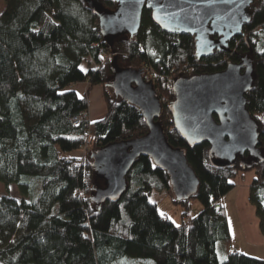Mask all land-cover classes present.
I'll list each match as a JSON object with an SVG mask.
<instances>
[{"label":"trees","instance_id":"obj_1","mask_svg":"<svg viewBox=\"0 0 264 264\" xmlns=\"http://www.w3.org/2000/svg\"><path fill=\"white\" fill-rule=\"evenodd\" d=\"M250 12L230 51L198 59L194 36L162 30L149 9L134 36L106 39L86 0H6L0 13V183L16 184L22 196L0 195V264H116L129 258L142 264H264V258L232 249L221 204L235 178L253 170L249 199L264 234V0H254ZM110 51L121 54L106 60ZM244 59L253 65L247 108L257 121L261 158L245 152L229 162L212 154L207 141L190 143L175 128L173 83ZM85 60L87 70L81 67ZM131 65L159 73L149 81L161 102L155 120L170 144L185 152L199 180L194 195L174 201L186 217L193 198L203 209L178 225L149 200L153 191L173 190L167 170L148 155L136 160L120 198L92 200L104 187L95 154L149 131L139 106L109 92L114 66ZM82 82L104 86L106 115L74 125L72 118L89 108L72 88ZM87 130L83 159L78 151Z\"/></svg>","mask_w":264,"mask_h":264},{"label":"water","instance_id":"obj_2","mask_svg":"<svg viewBox=\"0 0 264 264\" xmlns=\"http://www.w3.org/2000/svg\"><path fill=\"white\" fill-rule=\"evenodd\" d=\"M104 1L116 3L109 9ZM100 18L107 38L134 36L140 29L144 9L152 11L154 21L166 32L194 36L198 59L216 50L230 51V42L243 34L251 20L254 0H86ZM217 35V37H215ZM109 84L115 95L139 106L149 131L141 138L116 143L94 156L97 176L104 187L97 188L92 200L102 203L118 199L126 188V176L141 155L166 169L173 195L183 200L194 195L199 180L186 154L167 139L161 122L156 121L161 102L142 70L114 66ZM253 65L244 59L230 63L217 73L177 78L172 103L175 128L190 143L207 141L216 157L229 162L249 152L261 158L259 129L247 108V93L253 84ZM217 116V119L215 118Z\"/></svg>","mask_w":264,"mask_h":264},{"label":"rangeland","instance_id":"obj_3","mask_svg":"<svg viewBox=\"0 0 264 264\" xmlns=\"http://www.w3.org/2000/svg\"><path fill=\"white\" fill-rule=\"evenodd\" d=\"M5 4H6V0H0V13L2 12V10H4ZM120 54L121 53H119V52L110 51V53H106L105 57L107 60V59H111L114 56H117ZM92 66H95V65L92 64ZM118 66H119V64H118ZM122 66H124V65H122ZM81 67H82V69L87 70L89 67L88 61L85 60L82 63ZM96 67H98V65H96ZM129 67L136 68V65H131ZM140 70H142L143 77L148 82L152 78L157 79L159 77V73L157 74V71L155 69H151V67H147L146 65H143ZM85 83L87 84V86H86L85 91H84V97L87 98L88 105H89V108L87 111V114H88L87 119L93 120L92 119L93 116L91 113V110H92L91 91L96 86H101L103 88H104V86L103 85L91 86V84L89 82H85ZM109 92L114 93L113 90L111 91L110 89H109ZM104 94H105V89H104ZM104 98H105V95H104ZM106 109H107V105H106ZM90 138H91V135H90ZM89 146H90V142H89ZM89 146H88L87 150H85V151L80 150L81 153H79V155L81 154L80 156H82L83 159L85 158V155L89 149ZM82 152H85V153L82 154ZM3 194H7V195H11V196H18V197L22 196L20 194L18 186L16 184H13V185L7 187L5 184L0 183V195H3ZM174 198H175L174 195H172L168 192L153 191L150 194L149 200L152 203H155L157 205L160 213L163 216H167V217L171 218L173 220V222L177 225L181 224L187 218L190 219V218L196 216L203 209L202 202L197 198H193L191 200L190 210L188 211V217H186L183 215L184 206L179 204V203H176L174 201ZM254 217L255 218L253 221L252 215H248V216L245 215L242 217V223H241V220L239 221V217L237 216V214H235L233 212L232 208L229 209L228 223H229L230 232H231V241H232L231 245H232L233 250L238 249L240 252H244L247 255L254 256L257 258H264V244L263 245L256 244V245H250V246L244 245V243H245L244 238L246 239L245 233L247 235H250L252 238L255 237L254 230H258L260 233H262L260 225H259V218H258L256 211H255ZM242 225H243V228H242ZM219 253H220V258L223 259L224 258V251H223V245L222 244H220V246H219ZM131 260L137 261V260H133L131 258H129V260L128 259H126V260L120 259V260H118V262L116 264H142V262H139V261L135 262V263L129 262ZM146 264H152V262L149 261V263H146Z\"/></svg>","mask_w":264,"mask_h":264},{"label":"crops","instance_id":"obj_4","mask_svg":"<svg viewBox=\"0 0 264 264\" xmlns=\"http://www.w3.org/2000/svg\"><path fill=\"white\" fill-rule=\"evenodd\" d=\"M86 86L87 84L85 82H82L75 84L72 88L76 90L80 96H84ZM105 103L104 88L101 86H96L91 91V113L93 116L92 121L104 118V116L106 115ZM78 153H80V151H78ZM254 177L255 172L253 170L240 173L234 180L235 186L222 198L221 204L225 207L227 219H229V209L232 208L233 212L239 217V221L241 220V223L242 217L245 215H252L254 221L256 207L251 203L249 199L250 186L253 182ZM254 232L255 237L253 238L245 233L246 239L244 238V245L250 246L256 244H264V234L260 233L258 230H254ZM235 251L239 250L237 249Z\"/></svg>","mask_w":264,"mask_h":264},{"label":"built area","instance_id":"obj_5","mask_svg":"<svg viewBox=\"0 0 264 264\" xmlns=\"http://www.w3.org/2000/svg\"><path fill=\"white\" fill-rule=\"evenodd\" d=\"M151 69H153V68H151ZM87 115H88L87 112H85V113H83L81 115L73 117L72 118V123L74 125H79L83 120L86 119V121L90 124L92 122V120H90V119L88 120L87 119ZM84 135H85V141L82 144L83 145V148L81 149L82 151L87 150V148L89 146V142H90L89 140H90V135H91L90 130L85 131ZM80 153H81V151H80ZM84 153L85 152H82V154H84Z\"/></svg>","mask_w":264,"mask_h":264}]
</instances>
